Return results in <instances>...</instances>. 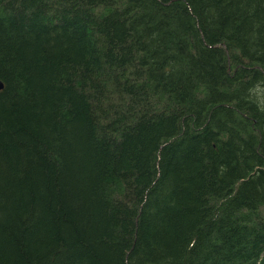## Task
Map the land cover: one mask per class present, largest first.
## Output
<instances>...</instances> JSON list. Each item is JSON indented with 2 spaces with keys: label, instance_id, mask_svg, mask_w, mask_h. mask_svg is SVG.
I'll return each mask as SVG.
<instances>
[{
  "label": "trees",
  "instance_id": "16d2710c",
  "mask_svg": "<svg viewBox=\"0 0 264 264\" xmlns=\"http://www.w3.org/2000/svg\"><path fill=\"white\" fill-rule=\"evenodd\" d=\"M0 264H264V0H0Z\"/></svg>",
  "mask_w": 264,
  "mask_h": 264
},
{
  "label": "water",
  "instance_id": "95a60500",
  "mask_svg": "<svg viewBox=\"0 0 264 264\" xmlns=\"http://www.w3.org/2000/svg\"><path fill=\"white\" fill-rule=\"evenodd\" d=\"M3 85L0 83V90L2 89Z\"/></svg>",
  "mask_w": 264,
  "mask_h": 264
},
{
  "label": "bare ground",
  "instance_id": "6f19581e",
  "mask_svg": "<svg viewBox=\"0 0 264 264\" xmlns=\"http://www.w3.org/2000/svg\"><path fill=\"white\" fill-rule=\"evenodd\" d=\"M1 83V82H0ZM2 84V83H1Z\"/></svg>",
  "mask_w": 264,
  "mask_h": 264
}]
</instances>
